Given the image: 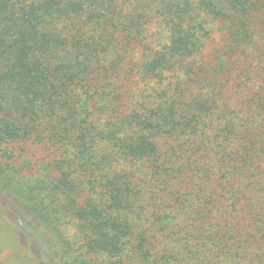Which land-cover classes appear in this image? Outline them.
Returning a JSON list of instances; mask_svg holds the SVG:
<instances>
[{"label": "trees", "instance_id": "trees-1", "mask_svg": "<svg viewBox=\"0 0 264 264\" xmlns=\"http://www.w3.org/2000/svg\"><path fill=\"white\" fill-rule=\"evenodd\" d=\"M2 197L62 264H264V0H0Z\"/></svg>", "mask_w": 264, "mask_h": 264}, {"label": "rangeland", "instance_id": "rangeland-1", "mask_svg": "<svg viewBox=\"0 0 264 264\" xmlns=\"http://www.w3.org/2000/svg\"><path fill=\"white\" fill-rule=\"evenodd\" d=\"M37 154H42V149H36ZM2 197L0 204L5 207L8 218L12 221L22 222L34 230L30 233L32 251L28 249L23 234L19 233L15 225L0 215V263L2 264H62L59 260V251L54 246L49 233L39 227L37 220L31 217L25 209L17 205L15 200ZM14 203V204H12ZM16 213V214H15ZM33 231V232H31ZM28 246V247H27ZM29 251V252H28ZM31 251V253H30ZM35 254V255H33Z\"/></svg>", "mask_w": 264, "mask_h": 264}]
</instances>
